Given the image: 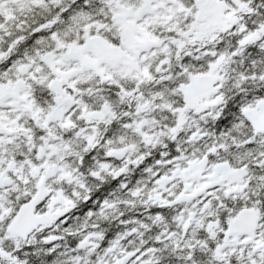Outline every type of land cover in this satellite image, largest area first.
Returning a JSON list of instances; mask_svg holds the SVG:
<instances>
[{
	"label": "snow or ice",
	"instance_id": "snow-or-ice-1",
	"mask_svg": "<svg viewBox=\"0 0 264 264\" xmlns=\"http://www.w3.org/2000/svg\"><path fill=\"white\" fill-rule=\"evenodd\" d=\"M0 264H264V0H0Z\"/></svg>",
	"mask_w": 264,
	"mask_h": 264
}]
</instances>
